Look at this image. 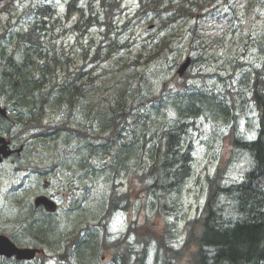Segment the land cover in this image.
Segmentation results:
<instances>
[{"label":"trees","instance_id":"trees-1","mask_svg":"<svg viewBox=\"0 0 264 264\" xmlns=\"http://www.w3.org/2000/svg\"><path fill=\"white\" fill-rule=\"evenodd\" d=\"M214 2L203 4L205 10ZM121 4L74 0L69 6L72 23L53 16L56 11L49 4H38L37 13L46 18L43 23L24 32L12 30L0 45L11 55L0 57V96L14 115L13 122L0 117V133L21 135L25 149L34 146L46 153L48 167L39 169L40 174L65 169L76 180L89 178L102 190L97 200L68 201V212L57 215L35 209L27 199L5 201L4 207L0 204V230L6 228L18 245L54 244V256L68 264L70 258L91 264L96 252L98 264H264V49L255 58V63L261 62L245 79L236 81L235 70L228 75L224 92L207 91L208 74L199 72L207 48L198 31L189 41L196 52L191 69L197 73L175 77L183 50L169 58L149 42L132 62L128 58L133 68L124 74L123 55L114 57L126 50L132 55L128 44L118 40L115 20ZM96 16L101 31L90 34ZM54 28L60 29L52 34ZM171 44H163L166 52L173 51ZM106 64L108 70L99 68ZM164 93L168 96L162 100ZM152 94L158 100H150ZM236 96L244 98L245 105L251 98L258 115L255 140L242 141L234 129L229 134L237 148L224 164L238 165L243 178L225 183L219 176L221 165L214 176L205 177V202L186 234L178 219L168 217L178 209L175 193L186 185L192 167L191 147L184 137L188 133L185 139L191 141L195 120L202 116L227 122L222 123L227 128L237 113ZM145 118L151 125L140 126ZM13 128L19 133L13 135ZM26 159L34 164L30 156ZM117 210L128 214L126 231L109 240L107 228ZM129 234L131 242L126 240ZM149 246L153 248L146 257ZM134 247L138 252L133 255ZM45 257L40 254L34 264H44ZM0 264L24 263L0 259Z\"/></svg>","mask_w":264,"mask_h":264},{"label":"rangeland","instance_id":"rangeland-1","mask_svg":"<svg viewBox=\"0 0 264 264\" xmlns=\"http://www.w3.org/2000/svg\"><path fill=\"white\" fill-rule=\"evenodd\" d=\"M10 0H4V2H0V8L3 4H8ZM49 2L53 1V3H57V8L61 9V7L58 5L59 2L62 0H48ZM209 0H124V3L122 5V10L120 12V15L122 18H131L132 23L130 27H132L131 31L128 30L124 32L118 37V40L121 44H128L132 55H129L128 57V51H120L119 54L114 55L115 58H118V56L123 55V58L121 59V73H127L130 70H132L133 66L130 65L125 70L122 67H126V64H128L129 59L132 62L133 55L136 54L138 50L142 48V46L148 44L149 42H152L153 45L155 41L160 39L169 40V33L176 34V31L183 32L181 24L176 25L173 28L174 22L170 23L171 26H168L167 28L164 27L162 24V19H166V16L170 19L171 16L175 19L179 16H183L182 10L185 12H189L191 14V17H183V20L186 24H188V30L186 34H194L197 30H199V33L205 34L207 27H211L213 30L209 33H206V35H212L210 36L209 40L206 41V44L209 45V48L207 52L209 55L213 58L217 59V62L214 64L217 67H221L223 71H225L228 68V65L232 62H235L238 57H241L244 55V57H247L248 60H251L255 63V58L252 56L254 51H260L258 50L259 46L264 45V5L263 9L261 11H253V8H251V5L257 1V0H223L227 1L228 9L231 7V3L233 2V7L235 11L239 14H244L246 11H249L250 13H259L260 19H255L252 21V24L250 25V18H246L245 21H240V23H233L230 24L231 28L227 29L228 26L225 27V29H222L225 24V21H218L216 18L214 20H208L207 18V11L205 10L203 4H206ZM46 3V1L43 0H12V12L11 14L14 15L12 19H9V14H2L0 13V27L2 29H10L9 25H12V28L16 30L15 28H18L20 26L27 27L32 22L29 19L23 16V13L27 11L28 7L30 5L35 4H42ZM192 4H194L192 6ZM219 5H222V0L219 3ZM55 7V6H54ZM248 7V9H246ZM137 8V9H136ZM181 8V11L179 12L178 9ZM140 15L139 17H136L135 14ZM157 16L158 14H163L161 16L155 17V23H153L149 18H152V15ZM173 20V19H172ZM118 26L120 27L122 23L119 21L117 22ZM153 24V28L149 30V26ZM201 27V28H200ZM235 28V31H232V29ZM227 29V30H226ZM176 30V31H175ZM148 32V34H147ZM251 34V37L255 36L257 37L253 43H250V40L247 38V35ZM91 34H94V31H91ZM154 35L155 41H145V44H143V41L148 38L149 36ZM9 40V36H5V39L0 40V44L6 43ZM260 43V44H259ZM249 45L252 47L253 50H249ZM9 47V46H8ZM246 48V49H245ZM245 49V50H244ZM245 53V54H243ZM28 54H26L27 56ZM177 57H179L180 53H175ZM7 57L11 56L7 50L0 49V57ZM9 57H7L9 59ZM21 57V56H20ZM19 56H14L17 60L20 58ZM129 58V59H128ZM37 63V59H35ZM164 61V59H163ZM162 61V63H163ZM38 66V64H37ZM145 66V64H144ZM211 67L209 63H206L204 65V68L208 70V78L206 81L207 85V91H212L214 88V91L224 92V90L227 87L228 84V76L222 75L216 68ZM99 68H103L108 70V65L106 64L105 67L102 65L99 66ZM119 68V69H120ZM3 67H1V60H0V75L2 73ZM249 74L248 71H245L243 73H239L237 75V80L242 78H246V76ZM240 81V80H239ZM200 84H203L201 80L198 81ZM168 96L167 94L161 95V99L164 100ZM1 97V96H0ZM236 101L238 103L237 109L235 111L237 113L234 114L235 120L230 123L229 125L222 126L223 124H226L227 122H221L216 123L212 118H205V116H202V118L198 117L195 121H197L196 124V131L192 136V139L194 142H192V139L190 142H187V139L185 137H188L189 134L184 137V141L191 147V154L193 152H196L198 149H202L203 145L199 147L201 144H207L208 145V151L211 154L217 155V159L220 161V155L223 152L224 148L230 144H232L233 148H237L236 145H234V139L227 135L226 129H228V134H231V131H237L239 132V128L242 134H244L247 138H251L254 136L256 129H257V116H256V107L255 104H251V100H247V104L245 105L246 101L242 97H235ZM149 99L152 101L158 100L156 96L153 94L149 96ZM170 101V98H169ZM2 104L9 108L11 115L9 117V121L13 122L14 115L12 113V110L10 108V104L2 98ZM164 105V104H162ZM13 109V108H12ZM47 116L50 118H53L54 116H57V120H59L58 115H52V113H47ZM56 119V118H54ZM239 120V126L238 121ZM237 122V123H236ZM144 126L145 125H151L150 120H147L145 118L144 120ZM190 126V123L188 124ZM188 126V127H189ZM14 127V126H13ZM12 134L16 135V133H19V131L15 130L13 128ZM2 133H6L5 131H2ZM17 138H21L20 141L24 144L26 142L23 141V137L21 135L16 136ZM158 138V136L154 135V139ZM206 142V143H205ZM32 143V142H31ZM199 144V145H198ZM36 145V144H34ZM38 145V144H37ZM34 148V146H29V149ZM212 149V150H211ZM52 148L49 149L51 151ZM44 151V150H43ZM213 151V152H212ZM46 152V151H45ZM46 156V153H43L41 157H37L35 155V158H31L32 161L38 162V160L44 159ZM195 157L200 158L201 155L199 152L195 154ZM192 160V156H191ZM208 166L212 165V161H208L206 163ZM10 162H7V165H4L0 168V200L2 201V197H6V194L4 191L6 190L5 187L7 184L11 181L12 177L15 179L18 185H21V188H32V191H27L23 193L22 195L26 194L25 197H29L30 195L34 196V194L39 193V191L34 190V184H33V177H26L24 172L16 173L14 174V170L16 168L12 166ZM238 165H230L226 166L224 163H222V167L219 173V176L223 177V181L225 183H236L240 182L243 178V174L240 172V168L237 167ZM189 174L185 177L186 185L179 189L175 193V201L177 203L178 209L175 211H172L168 214L169 219L174 220L178 219V222L185 223L188 225L192 220L197 218L202 210L203 204L205 202L206 197V187H205V177L203 178L201 176L200 167L193 164L192 167L189 168ZM232 172V173H231ZM231 173V174H230ZM230 174V178L228 175ZM65 183L69 185V187L72 189L71 193L75 197H77L79 200L88 199V200H97V197L99 196L100 192L102 191L100 188L97 190V186H93L91 183H86L84 181H79L78 188L73 186V181L71 177H68L64 179ZM75 183V182H74ZM44 185V184H43ZM43 188H45L43 186ZM49 188V187H48ZM45 188V189H48ZM88 193L86 196L84 194ZM20 199V198H17ZM9 199V201H11ZM26 200V199H24ZM8 200H6L7 202ZM5 205V202H3ZM66 205H64L65 208ZM68 212L67 208L62 209L61 213ZM124 216L119 215L118 219H114L111 223V226L108 225V238L109 240H113V231L119 233L124 226L123 221ZM6 219V217H5ZM4 221V219H3ZM6 222V220H5ZM4 230V229H2ZM1 231V230H0ZM118 238V237H117ZM116 239V238H115ZM126 240L128 242L132 241L131 234L127 235ZM176 242V240H174ZM171 243V242H170ZM54 245V244H53ZM50 245L49 246H42L39 244H28L29 247L37 246V248H40L43 250V253L46 257L44 260V264H68L65 262V259H61L59 256H54L55 251L57 250V247ZM150 248V246H149ZM149 248H145L146 250V257L149 253ZM138 252V249L134 247V250H130V253L134 255V253ZM151 253V252H150ZM149 253V255H150ZM130 254V256H131ZM93 261L91 264H98L97 263V252L93 256ZM149 260L151 262V257H149ZM148 260V261H149ZM102 262H108V257L103 258ZM34 264V262L29 263ZM38 264V263H37ZM69 264H79V261H76V259L70 258Z\"/></svg>","mask_w":264,"mask_h":264},{"label":"water","instance_id":"water-1","mask_svg":"<svg viewBox=\"0 0 264 264\" xmlns=\"http://www.w3.org/2000/svg\"><path fill=\"white\" fill-rule=\"evenodd\" d=\"M187 64L188 62H186L185 66H187ZM0 113L4 114L3 110L0 109ZM3 141L4 139L0 137V143ZM5 149H6L5 145L0 148V154L2 153L3 156L7 155ZM39 204H43L45 209L48 211L54 210L53 205L43 198H37L35 200V205L38 206ZM36 253H39V251L38 250L35 251L32 249L17 248L4 236L0 237V256H4L7 258L14 257L17 260H31L34 258Z\"/></svg>","mask_w":264,"mask_h":264},{"label":"bare ground","instance_id":"bare-ground-1","mask_svg":"<svg viewBox=\"0 0 264 264\" xmlns=\"http://www.w3.org/2000/svg\"><path fill=\"white\" fill-rule=\"evenodd\" d=\"M0 102L2 103V97H0ZM30 248H32V250H35V251L39 250L41 252V254L43 253V250H41L40 248H37V246H32Z\"/></svg>","mask_w":264,"mask_h":264},{"label":"flooded vegetation","instance_id":"flooded-vegetation-1","mask_svg":"<svg viewBox=\"0 0 264 264\" xmlns=\"http://www.w3.org/2000/svg\"><path fill=\"white\" fill-rule=\"evenodd\" d=\"M12 144H13V143H12ZM14 155H15V154H13L11 157H13ZM11 157H10V158H11ZM10 158H9V159H10ZM11 162H13V160H11Z\"/></svg>","mask_w":264,"mask_h":264}]
</instances>
